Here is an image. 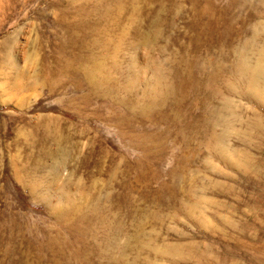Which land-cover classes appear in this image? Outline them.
I'll return each instance as SVG.
<instances>
[{
  "label": "rangeland",
  "instance_id": "374dc122",
  "mask_svg": "<svg viewBox=\"0 0 264 264\" xmlns=\"http://www.w3.org/2000/svg\"><path fill=\"white\" fill-rule=\"evenodd\" d=\"M244 62L264 0H0V264H264Z\"/></svg>",
  "mask_w": 264,
  "mask_h": 264
},
{
  "label": "bare ground",
  "instance_id": "6f19581e",
  "mask_svg": "<svg viewBox=\"0 0 264 264\" xmlns=\"http://www.w3.org/2000/svg\"><path fill=\"white\" fill-rule=\"evenodd\" d=\"M239 69H240L241 73L244 75L246 82L248 83L249 90H251V91L257 90V88H259L258 84H261L264 81V67L261 64H256L255 66H252V65H249L246 62H244L241 64V67ZM257 92H259V91H257ZM221 152L226 158L228 157L227 149L222 147ZM241 164H242V162H241Z\"/></svg>",
  "mask_w": 264,
  "mask_h": 264
}]
</instances>
